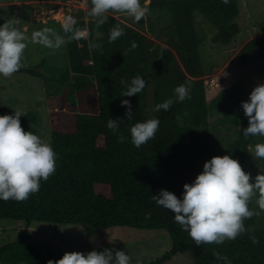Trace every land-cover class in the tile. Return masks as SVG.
<instances>
[{
	"label": "trees",
	"instance_id": "trees-1",
	"mask_svg": "<svg viewBox=\"0 0 264 264\" xmlns=\"http://www.w3.org/2000/svg\"><path fill=\"white\" fill-rule=\"evenodd\" d=\"M146 6L150 19L159 25L165 45L149 42L140 30L117 17L107 16L99 29L91 17L87 22L74 17L76 27L87 30L89 36L66 45L69 66L62 85L68 81L72 97L70 102L63 99L61 109L51 111L48 117L56 171L47 181H41L39 192L26 201L0 200V219L23 222L27 235L25 241L0 247V263L47 264L43 252L29 241L32 224L47 222L97 230L165 231L173 241V249L149 264H173L180 252L191 253L194 264H224L216 260L214 252L228 257L231 264H264V226H259L256 218L245 221L250 231L235 240L197 247L174 221V214L151 198L163 189L182 199L183 186L192 184L205 162L215 157L210 124L214 116L237 129L233 138L224 140L229 148L225 155L237 160L244 171L249 146L264 143V137L243 135L248 127L241 107L249 99L245 86L225 77L210 88V82L202 79L201 39L195 13L218 29L213 42L226 45L239 33L235 22L240 15L238 0H229L227 5L222 0H147ZM117 24L125 35L108 43L109 31ZM89 40L103 47L90 51ZM133 41L138 47L127 51ZM235 59L242 67L260 61L264 70V37L247 42ZM15 74L25 81L43 77L32 68H21ZM136 76L148 81L146 88L136 96L123 97L127 88L121 80L130 83ZM181 84L191 85V98L174 103L168 111L157 112L160 126L156 138L137 149L131 143L130 128L152 118L147 107L150 89L154 106L168 98L175 99L174 89ZM212 90L217 94L209 102ZM124 99L132 105L131 119L126 118V108L121 107ZM79 106L82 108L77 111ZM88 107L90 111H85ZM3 115L14 112L0 104V116ZM109 119L122 120L119 133L127 137L126 142H117L118 133L107 128ZM20 122L24 130L37 124L32 113L22 116ZM261 163L264 168V159ZM252 205L253 201L249 207ZM251 235L258 238V244L252 243Z\"/></svg>",
	"mask_w": 264,
	"mask_h": 264
},
{
	"label": "clouds",
	"instance_id": "clouds-1",
	"mask_svg": "<svg viewBox=\"0 0 264 264\" xmlns=\"http://www.w3.org/2000/svg\"><path fill=\"white\" fill-rule=\"evenodd\" d=\"M222 2L227 5L229 0ZM146 5L147 0L143 5L141 0H91L87 15L96 21L97 29L107 22L106 14L110 11L139 23L149 12ZM18 23L17 19H7L0 25V76L5 78H11L24 67V51L29 43L42 45L54 53L72 41L89 36L87 30L76 27L78 21L71 15L64 16L62 20L65 35H60L54 28L44 27L29 37L15 26ZM123 35L124 29L114 25L109 31L108 43ZM88 47L90 51H95L103 45L89 40ZM137 47L133 41L127 51ZM147 84L148 81L141 76L134 77L130 83L122 79L121 85L127 88L122 96H136L144 91ZM190 92V84H181L174 89L175 99L168 98L155 104L151 111H168L174 103L190 99ZM121 107L126 108V118L131 119L133 110L130 101L121 100ZM241 107L248 119V127L243 130L244 137H264V83L254 87L248 101L242 102ZM25 115L24 111L15 110L14 115L0 116V200L3 201H26L39 192L41 181H47L56 171V153L52 145L31 131H24L20 118ZM121 121L109 119L107 122V128L114 134L118 133V143L127 141V137L119 133ZM159 126L158 118L134 124L130 128L131 143L139 149L156 138ZM249 149H252L251 145ZM254 151L257 158L264 159V143L255 144ZM252 179L251 174L246 173L230 155L217 156L205 162L202 173L192 184L183 186L182 199L163 189L151 198L157 206L174 214V221L188 233L197 247L201 244L220 245L249 232L245 221L264 212V174L257 175L254 183L250 182ZM254 197L259 210L249 207ZM148 216L150 218V213ZM250 239L254 245L259 243L255 235H251ZM213 255L216 260L231 264L228 257L218 252ZM47 264H131V258L125 251L104 249L87 254L66 252L61 259L49 260Z\"/></svg>",
	"mask_w": 264,
	"mask_h": 264
},
{
	"label": "rangeland",
	"instance_id": "rangeland-1",
	"mask_svg": "<svg viewBox=\"0 0 264 264\" xmlns=\"http://www.w3.org/2000/svg\"><path fill=\"white\" fill-rule=\"evenodd\" d=\"M60 0H0V25L7 19H17L15 26L24 31L29 37L34 31L44 27L54 28L60 35H64L62 27L63 17L71 15L86 22L91 6V0H81L79 4L59 3ZM240 15L235 20L239 33L229 44L214 43L213 38L218 29L209 24L199 13H195L198 35L201 39L200 57L205 81L228 78L233 84H243L246 93H250L259 83H264V70L260 61H252L240 66L235 57L242 47L256 37H264V0H238ZM109 17L120 18L151 40L155 45H165L164 37L159 34L158 24L153 23L147 14L139 23L134 22L123 14L109 12ZM22 68H32L42 73V78L25 81L15 73L11 78L0 76V104L13 110H22L26 114L32 113L36 118V125L27 126L25 132L31 131L52 145L49 113L61 109L63 101H71V89L68 81L62 85V76H67L69 57L67 46L55 51L39 44L29 43L24 51ZM71 78L72 75H70ZM214 88V87H213ZM217 94L212 90L209 102ZM153 89L148 93V113L156 118L157 112L153 107ZM65 99V100H63ZM70 105V104H69ZM68 105V106H69ZM90 107L91 104H90ZM85 111H88L89 108ZM79 111L82 107H76ZM90 111V110H89ZM213 139L215 141L214 156L223 157L228 152L225 139L233 138L237 129L223 124L220 116L210 120ZM234 140V139H233ZM232 140V141H233ZM226 145V149L224 146ZM254 146L249 150L245 172L253 178L264 174L261 159L255 156ZM258 195V194H257ZM253 198L251 208L259 210ZM256 218L259 226H264V212ZM29 241L39 248L46 259L57 261L63 255L71 252L87 254L92 250L103 251L114 249L125 251L131 258V264H149L164 256L173 249L171 237L161 230L140 232L127 228H112L97 230L81 225H61L47 222H34L29 228ZM26 227L23 222L0 219V247L25 241ZM4 264V263H0ZM24 264V263H21ZM173 264H194L189 252H180L173 259Z\"/></svg>",
	"mask_w": 264,
	"mask_h": 264
},
{
	"label": "built area",
	"instance_id": "built-area-1",
	"mask_svg": "<svg viewBox=\"0 0 264 264\" xmlns=\"http://www.w3.org/2000/svg\"><path fill=\"white\" fill-rule=\"evenodd\" d=\"M85 31H86V30H85ZM86 32H87V31H86ZM87 33H88V32H87ZM218 81H219V80H214V79L211 80L210 83H209V87H210V88L215 87V85L217 84Z\"/></svg>",
	"mask_w": 264,
	"mask_h": 264
},
{
	"label": "crops",
	"instance_id": "crops-1",
	"mask_svg": "<svg viewBox=\"0 0 264 264\" xmlns=\"http://www.w3.org/2000/svg\"><path fill=\"white\" fill-rule=\"evenodd\" d=\"M60 4H62L63 2L59 1ZM70 4H73V3H70ZM61 26V25H60Z\"/></svg>",
	"mask_w": 264,
	"mask_h": 264
},
{
	"label": "water",
	"instance_id": "water-1",
	"mask_svg": "<svg viewBox=\"0 0 264 264\" xmlns=\"http://www.w3.org/2000/svg\"><path fill=\"white\" fill-rule=\"evenodd\" d=\"M149 42H152L151 40Z\"/></svg>",
	"mask_w": 264,
	"mask_h": 264
}]
</instances>
